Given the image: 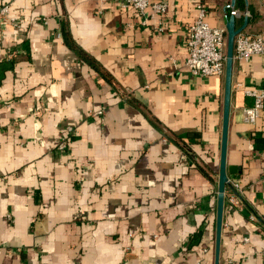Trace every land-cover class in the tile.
<instances>
[{
	"label": "crops",
	"instance_id": "crops-1",
	"mask_svg": "<svg viewBox=\"0 0 264 264\" xmlns=\"http://www.w3.org/2000/svg\"><path fill=\"white\" fill-rule=\"evenodd\" d=\"M163 1L144 24L122 0H0V264H215L224 77L184 64L199 4L225 29L231 0ZM233 8L264 36V0ZM246 90L264 57L234 66L219 264H264V108L246 123Z\"/></svg>",
	"mask_w": 264,
	"mask_h": 264
},
{
	"label": "built area",
	"instance_id": "built-area-1",
	"mask_svg": "<svg viewBox=\"0 0 264 264\" xmlns=\"http://www.w3.org/2000/svg\"><path fill=\"white\" fill-rule=\"evenodd\" d=\"M124 7L133 9L140 17L146 20L156 16H163L167 11V4L163 0H122ZM9 6L0 7V22L9 18ZM241 13L231 8L227 16L236 17ZM245 18L250 14L245 12ZM15 23V19H12ZM226 29L213 27L207 22L206 9L199 4L197 16L190 25L186 42L187 58L185 67L194 75L200 77H224L226 66ZM253 56L264 57V36L240 33L235 38L234 61L247 62ZM245 95L254 100L253 105L243 110V120L248 124H256L261 110L264 108V90H246ZM102 114V112H99ZM72 131V128H69ZM67 142L63 141L60 148H66ZM230 202L235 204L236 197L231 196ZM252 221L260 220L264 223V216H250ZM248 240L245 238L244 242Z\"/></svg>",
	"mask_w": 264,
	"mask_h": 264
},
{
	"label": "water",
	"instance_id": "water-1",
	"mask_svg": "<svg viewBox=\"0 0 264 264\" xmlns=\"http://www.w3.org/2000/svg\"><path fill=\"white\" fill-rule=\"evenodd\" d=\"M236 0H231V7L233 8ZM248 19H245L244 25L241 28H236L235 17L230 16L226 23V66L224 76V101H223V119H222V135L220 147V164L218 175V191H217V210H216V238H215V264H219L221 251V238L223 228L224 206L226 199L227 188H231L233 192L238 195L235 188L230 182V175H234L238 171V167L227 165V150H228V136L230 123V109H231V94H232V79L235 66L234 61V47L235 38L247 26Z\"/></svg>",
	"mask_w": 264,
	"mask_h": 264
},
{
	"label": "trees",
	"instance_id": "trees-1",
	"mask_svg": "<svg viewBox=\"0 0 264 264\" xmlns=\"http://www.w3.org/2000/svg\"><path fill=\"white\" fill-rule=\"evenodd\" d=\"M230 10H231V8L228 9V12H230ZM250 106H251V104H250ZM200 169L202 170V172L204 173V175H205L208 179L212 180V177H211V175L209 174V172L207 171V169H205V168L202 167V166H200Z\"/></svg>",
	"mask_w": 264,
	"mask_h": 264
}]
</instances>
